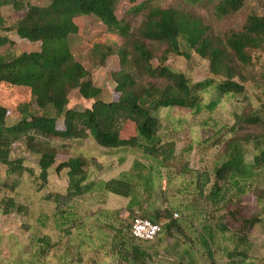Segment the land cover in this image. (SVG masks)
Wrapping results in <instances>:
<instances>
[{
  "label": "trees",
  "instance_id": "16d2710c",
  "mask_svg": "<svg viewBox=\"0 0 264 264\" xmlns=\"http://www.w3.org/2000/svg\"><path fill=\"white\" fill-rule=\"evenodd\" d=\"M119 1L0 0V84L28 88L34 99L33 104L18 108L20 117L12 122L9 109L0 106V165L5 167L9 177L31 172L24 157L14 156L15 146H18L37 158L39 178L44 183L48 182L51 169L57 175L67 174V198L92 193L98 184L90 180L91 161L85 156L58 161V156L70 144L55 142L92 139L105 149H133L151 165L150 170L142 164L136 165L132 173L104 182L102 190L122 197L137 198L141 193L146 203L153 204L158 198L157 189L161 187L163 173H167L168 182L173 181L172 169L179 157L176 142L163 135L162 120L154 113L165 108H179L196 110V114H200L203 112V93L214 87L218 97L207 108L211 113L226 97L248 96L246 83L252 79L249 70L258 63V53H264V12L262 15L251 13L242 30L222 35L194 13L156 7L154 0L139 4L138 0H127L133 5L129 15L134 18L143 16L140 26L133 28L128 20L117 17ZM245 2L220 0L215 7L216 15L229 17L239 12ZM4 7H12L21 15L11 26L2 15ZM81 16L97 17L121 40L117 48L97 43L93 49L100 66L114 55L121 61V70L114 74L119 94L117 101L102 99L103 91L93 84L89 72L72 53L70 39L80 32L76 19ZM11 35L40 43V50L20 54L3 51L7 46H14ZM156 45L161 51L160 56L156 54ZM191 52L209 61L211 77L194 82L186 73L167 65L171 55L189 59ZM156 59L157 65L153 64ZM75 90L85 100L93 101L90 108L71 107L69 97ZM233 118L234 123L227 131L231 137L224 144V159L215 170V182L209 194L205 196L204 193L209 178L201 182L198 174L195 182H189L180 192L187 193L194 183L195 194L204 196L211 206L227 211L218 227L223 234L232 233L234 247L222 249L226 259L223 264H264V258L257 260L249 254L253 245L248 235L233 231L242 224L250 231L258 226L264 228V102L258 108L235 113ZM60 121L61 128L58 126ZM128 122L135 125L136 133L124 139L122 133ZM188 174L194 177L193 170L185 165L181 175ZM248 193L254 194L258 207V212L250 216H246L240 206L242 197ZM142 207L143 204L140 209ZM20 209L15 199L0 204L2 215ZM129 210L135 213L132 208ZM69 213V209L57 208L56 211L57 216L63 217L59 232H65L66 237H69L70 227L79 223L75 218L70 219ZM139 213L141 217L162 225L158 237L145 243L162 240V234L173 238L181 230L179 222L173 218L172 209H155L153 214L140 210ZM49 220V216H45L41 227L48 228ZM164 220L169 222L164 223ZM115 229L111 252L118 260L126 264H151L155 253L151 247L142 245L143 241L137 242L131 233L122 234ZM203 229L206 234L199 239L207 250L202 254L205 264H220L212 244L214 230L207 225ZM50 239V236L45 240L38 238L37 242L44 247L41 254L48 251L45 248L49 247ZM182 258L178 264H197L187 254Z\"/></svg>",
  "mask_w": 264,
  "mask_h": 264
},
{
  "label": "rangeland",
  "instance_id": "374dc122",
  "mask_svg": "<svg viewBox=\"0 0 264 264\" xmlns=\"http://www.w3.org/2000/svg\"><path fill=\"white\" fill-rule=\"evenodd\" d=\"M143 1L146 0H138L137 3ZM219 1L202 0L195 3L192 0H154L153 5L163 9L177 8L192 12L201 18L206 25L212 27L216 33L222 35L242 30L251 13L262 15L264 12V0H246L244 7L239 12L229 17L220 18L215 12V7ZM132 6L127 0H120L116 14L120 20H128L133 28H137L140 26L143 16L131 17L128 12ZM2 15L8 26L13 25L21 16L12 7H4ZM76 23L79 25L80 32L70 39L73 55L89 72L93 84L103 91L102 99L107 102L117 101L119 94L116 92L114 74L121 70V61L117 55H114L107 59L104 66H100L94 57L93 49L97 43L117 48L121 42L119 36L109 31L108 27L95 16L78 17ZM11 39L14 41V46L11 48L7 46L3 51L9 50L15 54H20L40 50V43H31L15 35H11ZM155 49L157 56H160L159 46L156 45ZM258 54H260L258 63L249 70L252 79L246 83L247 97H226L211 113L207 108L213 105L218 97L214 87L203 93L204 101L201 105L203 112L200 114H196V110L190 111L179 108H165L154 113L162 120L163 135L176 142V151L179 157L173 165V181L171 183L167 180V173H163L161 187L157 189L158 198L153 202V205L157 208L172 209L173 215L177 213L179 217L173 218L179 222L181 230L175 233L173 238H168L162 234V240H157L154 243L141 242L142 245L149 246L155 251L151 258V264H178L185 254L197 264H205L202 254L207 250L202 245L199 236L203 237L206 234L203 229L206 225L211 226L214 230L213 237L215 239L212 244L215 258L220 264L226 262L222 249L226 246L231 249L234 247L231 241L232 233L223 234L218 227L219 222L227 212L225 208L211 206L204 196L195 194L194 183L189 188V193L180 192V189L191 181L195 182L198 174L201 182H204L206 177L209 178L210 182L204 189L205 196L209 194L215 182V170L224 159V144L231 137V135H227V131L234 123L233 115L250 108H258L260 103L264 102V53ZM153 64L157 65L158 59L154 60ZM167 65L177 72L186 73L194 82H200L211 77L209 61L194 52H191L189 59L171 55ZM69 98L71 107L84 109L90 108L93 104V101L81 97L77 90L73 91ZM33 100L28 88L0 84V106L9 109L10 122L20 117L18 111L20 106L33 104ZM58 126L62 127L61 121ZM135 133V125L128 122L122 137L128 139ZM55 142L70 144L68 149L58 156V161L86 156L85 158L91 161L89 166L90 180H94L96 183L110 179L117 174L123 165L116 163V159L122 155L120 148H101L92 139L83 142L61 140H55ZM94 154L101 161L104 160L102 164H99L97 159L92 157ZM14 156L24 157L25 164L31 172L17 177H9L5 167L0 165V204L2 201L15 199L21 208L20 211L9 215L0 213V264H69L68 259L70 258L65 255L66 253L74 254L71 251L73 246L68 247L69 240L67 237L64 234L59 235L55 229L56 224L53 218L55 209H69L70 203L66 196L67 174L63 172L61 175H57L54 169H51L48 182L44 183L39 178L40 169L35 156L25 153L23 148L18 146H15ZM123 156L128 158L127 162L137 160L145 165L150 164L136 151L127 152ZM185 165L188 166L189 170H193V178L189 174L185 177L181 175L182 167ZM14 183L17 185L14 186ZM89 194L88 200L74 202L84 217V211L81 207L86 206V217H88L86 222L90 227L88 230L91 233L93 244L97 245V247L94 246L96 250L95 248H88L87 254L94 257L93 264H99L101 260H106L108 255L111 257L109 264H126L118 260L111 252V243L114 242L113 228L118 229L122 234H126L124 229L129 230L134 218L138 215L141 216V214L127 210L126 206L129 200L119 196L99 191ZM240 206L246 216L258 212L256 197L253 193H248L242 197ZM45 216H49L50 219L48 228L41 227V222ZM101 218L109 222L110 233L107 232V234V230L99 226L101 223L99 219ZM163 222L168 223L169 220ZM233 231L243 236L248 235V240L253 245L249 252L250 255L257 260L264 258L263 227L258 226L255 230L250 231L247 225L242 224L235 227ZM44 233L50 234L51 239L49 247L45 248L48 251L41 257L42 246L37 240L43 238ZM84 240L85 236L82 235L76 238V243H82ZM56 241L57 243L54 245L53 243ZM137 242L140 241L137 240ZM105 246L109 248L106 249L108 255L104 249ZM156 253L160 255H156ZM71 254L73 264H83L82 260L75 261V257Z\"/></svg>",
  "mask_w": 264,
  "mask_h": 264
},
{
  "label": "crops",
  "instance_id": "0c3cea01",
  "mask_svg": "<svg viewBox=\"0 0 264 264\" xmlns=\"http://www.w3.org/2000/svg\"><path fill=\"white\" fill-rule=\"evenodd\" d=\"M120 151L122 152V155L119 156L116 159L117 160L116 163H117V165L123 164L121 166L122 167L124 166V168H122V167L120 168L119 167L120 169L118 170V172L116 171L117 172L116 175H114L110 179H106V180H104V181H102L100 183H97L98 185L94 189L95 191H99V192L103 193L104 191L102 190V186H103V183L104 182L109 181V180H112V179L119 178L120 176H122V174H125V173L126 174L127 173H132V170H133V168L136 165L142 164L143 166L147 167L148 170H150V167H151L150 164L149 165H145L143 163H140L137 160H133L131 162L130 161L127 162L128 158H126L123 155L126 154L127 152H132L133 153V152H135V150H133V149H128L127 150L125 148H120ZM92 157H95L97 159V162L99 164H102L103 161H104V160L101 161L100 158L97 155H95V154L92 155ZM154 175H156V174L154 173ZM91 182H95V181L92 180ZM154 184L156 185V183H154ZM105 193H110V192H105ZM110 194H113V193H110ZM88 195H90V194L81 195V196L73 197V198H68V201L70 203L69 204V210H70L69 217H70V219L75 218L76 220L79 221V223L77 225L73 226V227H70V229H69V237H67L68 240H69L67 246L68 247H72L73 246V249L71 251L74 254H71V253L70 254L75 257V261L76 260H82L83 261V264H93V261L95 259H94L93 256L90 257L87 254L88 253V248H92L93 249V248L97 247V245H94L93 244V239L91 238V233L88 230L90 227H89V224L86 222L87 219H88V217H86V212H87L86 211L87 210L86 206L85 207H83V206L81 207L82 210L84 211V215H85V217H84V216L81 215V210H79L78 207L75 206L74 202L77 201V200H85L86 201V200H88ZM113 195H115V194H113ZM116 196H118V195H116ZM119 197L124 198L126 200H129V203L126 206V209L129 210L130 208H132L136 213H139V211L141 210L143 212H147L148 214H153L155 209H159V208L155 207L153 204L146 203L145 197L143 195H141V193L136 196L137 198H135V196H131V197H122V196H119ZM142 204H143V207L140 209V206ZM162 209H164V208L162 207ZM56 211H57V209H55L54 212H53V218H54V222L56 224L55 229L59 232L60 227H61V224H60L61 223V218L63 219V217L62 216L61 217L60 216H57L58 214H56ZM99 221L101 222V223H99V226H101L102 229L105 228V230H107L106 233L107 232L110 233L109 232V227H110L109 226V222H107L106 219L104 220L102 218L99 219ZM73 231H74V233H73ZM124 232H126V234L127 233H131V228L129 230L124 229ZM55 233H56V231H55ZM61 234H64L65 235V232H59V235H61ZM54 235L55 236H59L57 234H54ZM82 235L85 236V240L82 241V243H78L77 244L76 243V238L77 237H80ZM49 236H50V234L44 233V236H43L42 239L45 240ZM56 243H57V241L54 242L53 244L55 245ZM113 243H111V246L113 245ZM106 246H105L104 249L105 250L106 249L108 250L109 248H107ZM125 247H128V246L125 245ZM41 250L44 252V247L43 246H42ZM95 250H96V248H95ZM107 250H106V253H107ZM70 254L69 253H66L65 256L68 255V258H70V259H68L69 260V264H73L74 262H72V258L70 257ZM107 255H108V253H107ZM43 256H44V253H42V256L41 257H43ZM110 258L111 257L108 255L107 256V259L106 260L105 259L104 260H101L99 264H109V259Z\"/></svg>",
  "mask_w": 264,
  "mask_h": 264
},
{
  "label": "built area",
  "instance_id": "2783aa9c",
  "mask_svg": "<svg viewBox=\"0 0 264 264\" xmlns=\"http://www.w3.org/2000/svg\"><path fill=\"white\" fill-rule=\"evenodd\" d=\"M179 216L177 213L174 214V218L177 219ZM162 232V225L152 222L149 219L141 216H136L132 222L131 234L132 236L143 242H152Z\"/></svg>",
  "mask_w": 264,
  "mask_h": 264
}]
</instances>
